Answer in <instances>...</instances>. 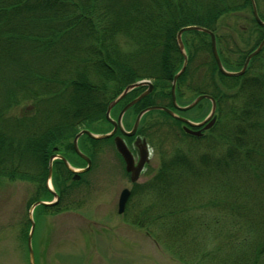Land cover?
Returning <instances> with one entry per match:
<instances>
[{
  "label": "trees",
  "instance_id": "trees-1",
  "mask_svg": "<svg viewBox=\"0 0 264 264\" xmlns=\"http://www.w3.org/2000/svg\"><path fill=\"white\" fill-rule=\"evenodd\" d=\"M254 3L264 21V0ZM188 25L214 32L228 71L264 37L250 0H0V179L32 182L29 203L49 199L50 155L82 166L72 138L105 122L108 103L136 80L150 79L154 89L129 110L126 126L146 106L173 109L171 79L183 61L176 32ZM181 38L187 65L176 101L209 94L217 120L193 137L162 110L143 115L137 133L159 160L132 188L125 215L176 264H264V46L242 75H225L208 34ZM209 106L203 99L197 108ZM104 142L83 135L79 147L93 158ZM70 175L60 159L52 162L59 201L43 208L62 209Z\"/></svg>",
  "mask_w": 264,
  "mask_h": 264
},
{
  "label": "rangeland",
  "instance_id": "rangeland-1",
  "mask_svg": "<svg viewBox=\"0 0 264 264\" xmlns=\"http://www.w3.org/2000/svg\"><path fill=\"white\" fill-rule=\"evenodd\" d=\"M208 109L192 113L203 116ZM101 125L95 128H109L107 124ZM150 149L148 167L138 179L141 183L158 163L159 151ZM93 163L84 180L94 188L85 181L73 186V204L58 214L38 206L28 215L34 184L0 179V258L4 259L0 264L19 263L21 258L26 262L23 233L30 220L34 224L31 246L36 260L46 252L50 264H176L153 238L118 214V194L130 184L109 142L102 145ZM139 200H143L141 196ZM138 206H141L139 201ZM19 246L22 250H18Z\"/></svg>",
  "mask_w": 264,
  "mask_h": 264
},
{
  "label": "water",
  "instance_id": "water-1",
  "mask_svg": "<svg viewBox=\"0 0 264 264\" xmlns=\"http://www.w3.org/2000/svg\"><path fill=\"white\" fill-rule=\"evenodd\" d=\"M253 14H254V16H255L257 22H258L259 24H261V25H264V22L260 21L259 18L257 17V14H256L255 9H253ZM189 29L198 30V31H204V32H207V33L210 35L211 48H212V52H213L214 58H215V60H216L217 66H218L219 69H220L223 73H225V74H230V75H232V74H242V73L244 72L246 66H247V63H248L249 59H250L252 56H254V55H255V54L261 49V47H262L263 44H264V39H263V40L260 42V44L258 45V47H257L254 51H252V52L246 57V59H245V61H244V64H243V66H242V69H241L240 71L236 72V73H233V72L230 73V72H226V71H224L223 68H222V66H221V63H220V61H219V58H218V56H217L216 49H215V39H214V35H213L210 31H208V30H206V29H204V28L198 27V26H187V27L181 28V29L177 32V34H176V39H177V41H178L179 46L182 47V44H181V41H180V35H181V33H182L184 30H189ZM184 66H185V61H184L183 65H182L180 71H179V72L173 77V80H172L171 93H172V99H173V100H174L173 89H174L175 79H176V77H177V76L183 71ZM141 83H145V84H147V85L149 86L148 90L145 91L144 93H142L141 95H139V97H137L136 99H134L133 101H131L130 103H128L127 105H125V106L123 107V109L121 110V112H120V114H119V116H118L117 122L111 120V122L113 123V130H112V131H110L109 133H105V134H103V135H99L98 137H107V136L113 134V132L115 131V129H116V127H117V124H119L120 116H121V114L124 112V110H125L127 107H129L131 104H133L135 101H137V100H138L140 97H142L144 94H147V93L151 90L152 85H151L149 82H140V83H134V84H131V85L127 86V87L123 90V92H122L121 95H123L128 89H130V88H132V87H134V86H136V85H138V84H141ZM119 97H120V96H119ZM119 97H118V98H119ZM203 97L210 98V97L207 96V95H200V96H198L194 101H192L189 105H187V106H185V107H180V109H182V110L189 109V108L192 107V106H193L198 100H200V99L203 98ZM118 98H117V99H118ZM117 99H116V100H117ZM210 99H211V109H210V113H209L208 117H206V119H204V121H202L201 123H199V124H202V123H204L206 120H208L209 118H211L210 121H208V122L203 126L204 129L210 127V126L212 125V123L214 122L213 113H214V109H215V102H214V100H213L212 98H210ZM116 100L112 101V102L110 103V105L108 106L107 111H106V116H107V114H108V112H109V109H110L111 105H113L114 102H115ZM151 109H162V110H165L166 112H168V113H170V114H173L170 110H168V109L165 108V107H161V106H150V107H147V108L143 109L142 111H140L139 114L137 115L132 130H131L130 132H128V133H127V132H124V133H125V134H128V135L133 134L134 131H135V129H136L137 123H138L139 118H140V116L142 115V113H144V112L147 111V110H151ZM179 119L183 120L184 122H186V123H187L188 125H190V126H191V125H192V126L197 125V124H193V123L187 121L186 119H183V118H180V117H179ZM183 128H184V130H185L187 133H190V134H193V135H199V134H200V130H192V129H189L188 127H186V126H184ZM82 133H87V134H90V135H91V133H90L89 131H87V130L80 131V132L74 137V139H73V146H74V149H75L76 153H77L78 155H80L82 158H84L85 161H86V163H87V166H86L84 169H82V171H83V170H87L88 167L90 166V160H89L88 157H86L85 155H83V154L79 151V149L77 148V145H76V139H77V137H78L80 134H82ZM114 144H115V148H116V150L118 151V153L122 156V158H123L124 161H125V168H126V170L131 172V180H135V179L138 177V173H139L141 167H142L143 164L147 161V149H146L145 142L142 140V141L140 142V144L138 145V149H139V160H138V163H137L136 166H133V158H132V155H131L130 151L128 150L127 146L125 145L124 141L122 140V138L119 137V136H115V137H114ZM53 157H54V155H51V157H50V162H49V172H48V174H50L51 160H52ZM58 157H60V156H58ZM64 161H65V160H64ZM65 163H66V161H65ZM66 164H67V163H66ZM77 177H78V175H75V176H74V178H77ZM127 195H128V190L125 189V190H123V191L121 192V194H120V196H119V201H118V211H119V212H121V211L123 210V207H124L125 201H126V199H127ZM51 203H53V202H51ZM37 204H47V203H45V202H43V201H37V202H35V203L32 205V208H33L35 205H37ZM32 231H33V223L31 224V229H30V232H29V234H28V238H27V240H28V244L30 243V239H31Z\"/></svg>",
  "mask_w": 264,
  "mask_h": 264
},
{
  "label": "flooded vegetation",
  "instance_id": "flooded-vegetation-1",
  "mask_svg": "<svg viewBox=\"0 0 264 264\" xmlns=\"http://www.w3.org/2000/svg\"><path fill=\"white\" fill-rule=\"evenodd\" d=\"M130 149H131V152L133 154L134 160H137V149L133 145L130 146ZM128 178H129V173H128ZM18 250H22V249L18 248ZM21 259H23V258H21ZM21 259H20L19 263H11V264H29L28 261L25 262L24 259L23 260H21ZM3 260L4 259L0 258V262H2ZM50 263H51V260H49L46 257V252H43V257L42 258L40 257V258H37V260L36 259L34 260V264H50Z\"/></svg>",
  "mask_w": 264,
  "mask_h": 264
}]
</instances>
